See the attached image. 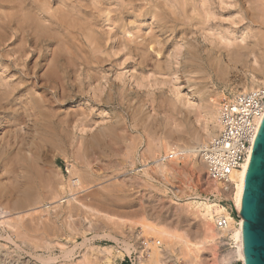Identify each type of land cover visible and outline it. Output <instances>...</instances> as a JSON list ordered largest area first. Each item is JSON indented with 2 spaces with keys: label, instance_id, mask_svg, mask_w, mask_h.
<instances>
[{
  "label": "rangeland",
  "instance_id": "374dc122",
  "mask_svg": "<svg viewBox=\"0 0 264 264\" xmlns=\"http://www.w3.org/2000/svg\"><path fill=\"white\" fill-rule=\"evenodd\" d=\"M0 7V264H224V242L189 255L171 216L187 202L237 211L232 198L199 155L163 157L218 131L212 100L264 86L260 70L219 74L208 60L219 41L264 33V0Z\"/></svg>",
  "mask_w": 264,
  "mask_h": 264
},
{
  "label": "bare ground",
  "instance_id": "6f19581e",
  "mask_svg": "<svg viewBox=\"0 0 264 264\" xmlns=\"http://www.w3.org/2000/svg\"><path fill=\"white\" fill-rule=\"evenodd\" d=\"M3 2L9 1L11 2L12 0H2ZM25 0H23L24 2ZM263 1V0H262ZM20 2V1H19ZM38 2V1H37ZM40 2V1H39ZM38 2V3H39ZM36 3V2H35ZM246 3V2H245ZM17 4V3H16ZM33 4V3H32ZM31 4V5H32ZM41 4V3H40ZM13 5V4H12ZM35 5V4H33ZM3 6V5H1ZM30 6V5H29ZM38 6V5H37ZM44 7V5H43ZM248 7V6H247ZM263 7V6H262ZM1 8V7H0ZM34 8V7H33ZM257 8V7H256ZM13 9V8H12ZM45 9V8H44ZM248 9V8H247ZM20 10V9H19ZM130 10V9H129ZM41 12V10H39ZM44 11V10H43ZM47 11V10H46ZM34 13V12H33ZM5 14V13H4ZM37 14V13H36ZM58 14V13H57ZM53 15V14H52ZM208 15V14H207ZM264 15V14H263ZM57 16V15H56ZM5 18V17H4ZM9 21V20H8ZM257 21V20H256ZM176 22V21H175ZM1 23V22H0ZM6 23V21H5ZM18 23V22H16ZM198 23V22H197ZM11 24V23H10ZM13 25V24H12ZM173 25V24H172ZM3 26V27H2ZM2 26L0 25L3 30H7L6 27L8 26L2 23ZM0 28V35H4L5 32H1ZM7 33V31H6ZM1 36V37H2ZM5 36V35H4ZM256 37L254 40L248 41V38H244L242 42H237V41H232V40H227L225 42L219 41L214 44V47L211 46L209 49V63L210 65H213L216 67V71L219 72H224L225 69L228 68H235L239 69V67H242L248 72H257L259 71L260 74H264V33L262 32H257L253 37ZM0 37V40H1ZM61 37V36H60ZM4 39V38H3ZM2 44V43H1ZM144 44V43H143ZM3 45V44H2ZM1 46V45H0ZM145 48V47H144ZM261 51V52H259ZM86 59V58H85ZM253 61V62H252ZM93 62V61H92ZM156 63V62H155ZM260 65V69H257L254 64ZM159 64V63H158ZM221 68V69H220ZM227 68V69H228ZM226 69V71H227ZM91 70V69H90ZM238 71V70H237ZM228 72V71H227ZM225 73V72H224ZM145 74V73H144ZM244 74V73H243ZM222 75V74H221ZM257 75V74H256ZM255 75V76H256ZM253 77V76H252ZM255 79V78H253ZM251 83V82H250ZM261 81L256 77V79L253 81L251 88L255 89L259 86ZM244 87V86H243ZM246 90V87H244V90ZM213 99V98H212ZM1 100V98H0ZM1 103V102H0ZM4 104V103H3ZM0 107H3L0 104ZM5 107V106H4ZM218 104L215 103L213 100L208 104V115L210 116L211 119L215 120V123L217 125V128L219 130L220 128V121H219V109ZM56 108V107H55ZM263 120L260 122V128L262 125ZM191 131V130H190ZM122 132V131H120ZM218 132V131H217ZM216 132V133H217ZM215 133V134H216ZM214 134V135H215ZM14 135V134H13ZM51 135V134H50ZM213 135V136H214ZM208 136V135H207ZM205 138V137H204ZM186 139V138H185ZM184 140V139H183ZM198 141V140H196ZM204 142V141H203ZM206 142V141H205ZM204 142V143H205ZM202 143L200 147L204 144ZM200 144V143H199ZM199 148H186V149H179L173 152V154H185V155H195L196 158L197 156H200V152L198 151ZM17 153V152H16ZM15 153V154H16ZM252 151L251 154L247 157L246 162L243 164L242 168L239 170H236L232 173L230 181L229 182H216V188L218 191L226 193H229V196L232 198V204L233 206L237 209V211L241 208V203H242V196H243V191H244V186H245V180H246V175L248 171V167L250 164V160L252 157ZM14 154V155H15ZM98 154V153H97ZM10 155V150H8L7 146L4 147L0 143V160H3L1 163L6 164L9 159ZM166 156H169V154H166ZM165 156V157H166ZM183 156V155H182ZM17 157V156H16ZM180 157V156H179ZM14 159V158H13ZM25 159V158H24ZM32 159V158H31ZM164 159V157H163ZM116 160V159H115ZM23 161V160H22ZM26 161V160H25ZM24 162V161H23ZM28 162V161H27ZM18 163V162H17ZM19 164V163H18ZM131 164V163H130ZM26 165V164H25ZM88 165V164H87ZM161 165V166H160ZM4 166V165H3ZM29 166V165H28ZM161 170L163 172H167L166 166L164 162L159 164ZM30 167V166H29ZM7 171V170H6ZM168 173V172H167ZM46 178V177H45ZM103 178V177H102ZM77 180V179H76ZM79 180V179H78ZM33 182V181H32ZM79 183V182H77ZM1 184V183H0ZM33 184V183H32ZM75 184V183H74ZM80 187V186H79ZM30 190V189H29ZM115 191V190H114ZM1 193V192H0ZM29 194H27L28 197ZM38 195V194H37ZM26 197V198H27ZM25 198V199H26ZM29 198V197H28ZM94 198V197H93ZM24 199V200H25ZM28 200V199H26ZM30 201V200H29ZM19 203H23L24 201L22 199L18 200ZM17 202V203H18ZM193 202V201H192ZM197 202V201H196ZM1 206V205H0ZM156 206V205H155ZM189 207H193V204L186 203L183 205V207L180 210L174 211L172 214V221L175 222V225L177 224L178 226L182 227L184 231L186 232L184 238L182 239V245L185 246L186 252L191 255L192 257H195L198 259L203 255L204 252H212L213 248L215 245L219 244L220 242H224V244L228 247L227 252L222 255L220 261L222 263H228L235 257H239L244 261L245 264V255H244V245H243V221L244 219H241L240 225L235 226V227H230L229 229L222 231L217 229L216 227L213 228L211 227V220H214V223L216 221V216L217 215H222V214H227L228 210L226 207L219 205L217 203H202V205H196L193 207V210H191ZM8 208V207H7ZM3 209V208H2ZM0 209V214H3V210ZM160 209V208H159ZM3 212H2V211ZM6 210V209H5ZM161 210V209H160ZM189 210L194 212L195 215L191 217L192 213H189ZM6 213V212H5ZM4 213V214H5ZM8 213V212H7ZM25 213V212H24ZM159 213V212H158ZM166 213V212H165ZM69 216V215H68ZM165 218V216H164ZM8 219V218H7ZM6 219V220H7ZM170 219V218H169ZM8 221V220H7ZM164 221V220H163ZM168 221V220H167ZM166 222V220H165ZM170 222V221H169ZM211 222V223H210ZM174 224V223H173ZM55 225V224H54ZM10 226V225H9ZM51 227V226H50ZM177 227V226H176ZM216 229V230H215ZM163 230V229H162ZM172 230V229H171ZM170 231V230H169ZM169 234V233H168ZM171 234V233H170ZM176 234V233H175ZM182 234V233H181ZM55 235V234H54ZM128 238V236H127ZM129 239V238H128ZM117 240V239H116ZM220 240V241H219ZM131 245V244H129ZM132 246V245H131ZM181 246V245H179ZM183 246V248H184ZM125 247V246H124ZM127 249V248H126ZM184 249V250H185ZM129 250V249H127ZM167 250V249H166ZM164 251V250H163ZM170 251V250H168ZM158 252V251H157ZM165 252V251H164ZM142 253V252H141ZM156 252L154 253V255ZM152 255V254H151ZM153 255V256H154ZM140 256V255H139ZM157 256V254H156ZM195 259V260H196ZM201 260V259H200ZM197 263V261H196Z\"/></svg>",
  "mask_w": 264,
  "mask_h": 264
},
{
  "label": "built area",
  "instance_id": "2783aa9c",
  "mask_svg": "<svg viewBox=\"0 0 264 264\" xmlns=\"http://www.w3.org/2000/svg\"><path fill=\"white\" fill-rule=\"evenodd\" d=\"M264 120V86L240 92L222 102L219 111L220 128L200 148L208 177L214 183L229 182L234 171L242 168L253 152L260 122ZM176 154H169V160ZM242 216L238 211L217 215L215 226L225 231L239 226Z\"/></svg>",
  "mask_w": 264,
  "mask_h": 264
},
{
  "label": "water",
  "instance_id": "95a60500",
  "mask_svg": "<svg viewBox=\"0 0 264 264\" xmlns=\"http://www.w3.org/2000/svg\"><path fill=\"white\" fill-rule=\"evenodd\" d=\"M239 212L245 264H264V120L248 167Z\"/></svg>",
  "mask_w": 264,
  "mask_h": 264
}]
</instances>
